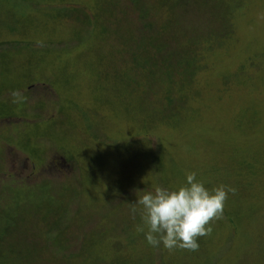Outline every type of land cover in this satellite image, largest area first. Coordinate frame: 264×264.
I'll list each match as a JSON object with an SVG mask.
<instances>
[{
  "label": "rangeland",
  "instance_id": "rangeland-1",
  "mask_svg": "<svg viewBox=\"0 0 264 264\" xmlns=\"http://www.w3.org/2000/svg\"><path fill=\"white\" fill-rule=\"evenodd\" d=\"M191 172L223 219L149 245ZM4 225L0 264H264V0H0Z\"/></svg>",
  "mask_w": 264,
  "mask_h": 264
},
{
  "label": "clouds",
  "instance_id": "clouds-1",
  "mask_svg": "<svg viewBox=\"0 0 264 264\" xmlns=\"http://www.w3.org/2000/svg\"><path fill=\"white\" fill-rule=\"evenodd\" d=\"M235 189L219 185L211 190L198 181L196 173L186 174V183L175 190L155 187L144 192L136 204H131L133 215L142 208L143 226L137 232L145 233L147 243L161 244L169 252L175 249L197 251L198 240L211 235L212 224L223 219L228 193Z\"/></svg>",
  "mask_w": 264,
  "mask_h": 264
},
{
  "label": "trees",
  "instance_id": "trees-1",
  "mask_svg": "<svg viewBox=\"0 0 264 264\" xmlns=\"http://www.w3.org/2000/svg\"><path fill=\"white\" fill-rule=\"evenodd\" d=\"M166 68L168 67L166 66ZM61 216H62V219H65L64 215H61ZM3 228L4 229H0V258L6 260V258L8 257L7 256L8 254L11 256L13 255V251L8 252L7 251L8 247H5L2 243L4 240L9 241L7 236L10 235V232H12V230L9 231L10 228H7V225H4Z\"/></svg>",
  "mask_w": 264,
  "mask_h": 264
}]
</instances>
